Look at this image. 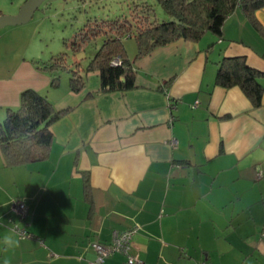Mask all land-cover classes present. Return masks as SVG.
Wrapping results in <instances>:
<instances>
[{"label":"crops","instance_id":"1","mask_svg":"<svg viewBox=\"0 0 264 264\" xmlns=\"http://www.w3.org/2000/svg\"><path fill=\"white\" fill-rule=\"evenodd\" d=\"M26 1L5 0L16 10L0 15ZM255 18L264 29V8ZM27 27L0 29V117L26 89L67 113L51 126L47 159L9 167L0 150V264H88L92 242L129 229L136 264H264V93L255 106L239 86L216 83L225 57L264 73V35L245 11L226 19L222 37L138 59L127 91L102 92L98 72L80 92L70 79L52 87V73L27 56ZM15 200L29 208L32 237L14 229Z\"/></svg>","mask_w":264,"mask_h":264},{"label":"trees","instance_id":"2","mask_svg":"<svg viewBox=\"0 0 264 264\" xmlns=\"http://www.w3.org/2000/svg\"><path fill=\"white\" fill-rule=\"evenodd\" d=\"M134 1V2H133ZM167 17L157 16L152 3L132 0L126 15L102 20L87 18L67 45L73 55L80 54L92 43L96 52L87 64H69L65 54L53 56L42 69L52 73L51 85L57 87L62 70L70 71V87L80 92L86 76L98 72L101 91H127L135 87L134 63L159 47L179 40L199 41L207 33L223 35L226 19L239 7L254 27L264 35L255 12L264 8V0H155ZM131 5V4H130ZM132 37L137 53L130 58L124 39ZM117 58L121 63H113ZM73 67V68H72ZM57 72V73H56ZM264 73L249 66L246 57H225L219 63L216 83L230 88L239 86L255 106L262 102ZM67 110H57L48 97L34 89L21 93L20 106L0 117V150L9 167L27 165L47 159L53 143L51 126Z\"/></svg>","mask_w":264,"mask_h":264},{"label":"rangeland","instance_id":"3","mask_svg":"<svg viewBox=\"0 0 264 264\" xmlns=\"http://www.w3.org/2000/svg\"><path fill=\"white\" fill-rule=\"evenodd\" d=\"M147 1L153 4L159 18L167 17L155 0ZM4 2L5 0H2L0 3L3 13H11L16 10L15 6L11 7L10 4H4ZM131 6H133L132 0H47L35 12L33 18L25 24L32 30L29 29L31 31L29 33L32 34V44L27 56L36 64L44 66L53 56L64 53L69 64L80 61L85 65L89 58L94 56L96 45L94 43L88 45L84 52L77 55H73L67 45L74 33L81 27L83 22L81 20H87V18L102 20L127 15ZM126 41H128L125 43L126 48L131 49L135 39L129 38ZM59 74V82H63L64 80L69 81L72 73L62 70Z\"/></svg>","mask_w":264,"mask_h":264},{"label":"built area","instance_id":"4","mask_svg":"<svg viewBox=\"0 0 264 264\" xmlns=\"http://www.w3.org/2000/svg\"><path fill=\"white\" fill-rule=\"evenodd\" d=\"M114 64L118 65L121 63L120 59L117 58L113 61ZM170 144L176 147L178 142L175 139H171ZM261 177V173L258 174ZM13 211L15 218L22 225L16 224L14 229L21 237H32V234L28 230L27 219L29 217V208L24 200H15L13 202ZM135 234L134 229L115 231L113 234L112 241L109 243H103L99 241H94L91 243L90 247L95 253V259L88 262V264H104L106 259L115 255L122 254L125 256V261L123 264H136L141 263L138 256L131 252L133 237ZM262 236L264 237V231ZM42 241L41 239H39Z\"/></svg>","mask_w":264,"mask_h":264},{"label":"water","instance_id":"5","mask_svg":"<svg viewBox=\"0 0 264 264\" xmlns=\"http://www.w3.org/2000/svg\"><path fill=\"white\" fill-rule=\"evenodd\" d=\"M47 0H27L20 8L16 15H1L0 29L7 26H19L28 23L34 16L35 12Z\"/></svg>","mask_w":264,"mask_h":264}]
</instances>
